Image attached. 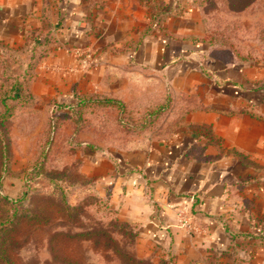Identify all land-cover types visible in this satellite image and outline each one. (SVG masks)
Returning a JSON list of instances; mask_svg holds the SVG:
<instances>
[{
  "label": "crops",
  "instance_id": "obj_1",
  "mask_svg": "<svg viewBox=\"0 0 264 264\" xmlns=\"http://www.w3.org/2000/svg\"><path fill=\"white\" fill-rule=\"evenodd\" d=\"M199 1L0 0V36L43 40L31 89L46 104L108 98L139 116L169 102L155 127L118 145L92 124L62 127L63 142L78 147L77 173L136 230L139 257L160 246L173 264H232L220 251L235 249L244 264H264L256 242L234 241L222 225L249 232L248 217L264 213V122L248 113L264 118L255 101L264 93L247 87L256 80L247 62H222L199 40ZM83 50L96 58L87 71Z\"/></svg>",
  "mask_w": 264,
  "mask_h": 264
},
{
  "label": "rangeland",
  "instance_id": "obj_2",
  "mask_svg": "<svg viewBox=\"0 0 264 264\" xmlns=\"http://www.w3.org/2000/svg\"><path fill=\"white\" fill-rule=\"evenodd\" d=\"M202 10L207 30L222 31L240 55L251 56L246 69L256 80L247 87H264V0L241 11L212 0ZM18 39L0 36V225L7 220L0 228V264H7L3 257L11 264H173L160 246H142V256L136 254V230L115 211L101 210L94 181L62 178L79 157L63 144L65 128L51 140L49 107L31 89L36 66L28 63L40 54L38 44L29 51L33 41ZM260 95L256 102H264ZM263 203L264 193L257 194L259 209ZM248 218L252 231L264 225V213Z\"/></svg>",
  "mask_w": 264,
  "mask_h": 264
},
{
  "label": "trees",
  "instance_id": "obj_3",
  "mask_svg": "<svg viewBox=\"0 0 264 264\" xmlns=\"http://www.w3.org/2000/svg\"><path fill=\"white\" fill-rule=\"evenodd\" d=\"M212 0H200L199 5L202 7L205 3H209ZM226 5V8L232 9L235 11L245 10L246 8L252 6L257 0H216ZM31 41H33L32 45L29 46V51L34 50V44L42 45L43 40L39 38L34 33H30L26 35ZM45 38L44 40H46ZM203 42H206L211 50L213 57L219 59L224 62L230 60L231 58L238 63H246L251 61L250 55H240L234 45L231 44L226 38L223 39L222 31H214L207 30L204 37L199 39ZM223 54V55H221ZM221 55V56H220ZM39 56H43L42 53L37 56L36 59L32 60V63H28L29 67L33 68L36 66L37 60ZM226 59V60H225ZM260 91L264 93V87L258 88ZM256 90V91H259ZM35 99V97L31 94H27L26 97H30ZM17 97V95H15ZM47 110L49 112L50 118V129H51V140L56 141L58 135L60 134L64 123L70 122L72 124L73 133L76 134L78 131L84 128V126L94 125L96 133L101 135L106 142L118 145L122 140L130 139L132 136H137L143 134L144 132L150 130L155 127V125L161 120L163 115L169 109V102L165 101L164 103L156 104L151 108H147L141 115H136L132 110H128L121 102L114 101L108 98H99V97H81L76 94L72 96V101L69 103H49L47 104ZM106 109H114L116 110V115H108L105 111ZM248 113L261 121L264 122V118L255 114L254 112ZM66 148H72L75 151L78 150L77 145H74V141L71 140L69 142H63ZM59 170H64V165H59ZM63 166V167H62ZM73 169V168H72ZM67 170V171H66ZM64 170L62 178L77 179L80 182L84 181V184L90 181L80 174L77 173L76 169L74 171L69 172L68 169ZM264 171V168H263ZM82 183L72 184L70 183V188H74V190H88L89 187L82 188ZM80 187V188H79ZM77 190V191H79ZM98 202L102 205L101 210H104L107 213H114V211L106 205V201L96 197ZM103 207V208H102ZM119 220V219H117ZM7 220L1 226L6 225ZM223 228L225 232L229 233L232 240L244 239L251 240L257 243L258 247H261L264 250V225L257 230L249 231V232H235L229 225V223L225 220L222 221ZM87 233V232H85ZM84 233V234H85ZM81 235V233H79ZM217 251V250H216ZM222 254H225L232 260V264H244V262L238 258L237 252L235 249H232L231 253L227 251H220ZM229 255V256H228ZM133 259H136L132 257ZM130 257V259H132ZM3 260L7 264H11L7 257H3Z\"/></svg>",
  "mask_w": 264,
  "mask_h": 264
},
{
  "label": "built area",
  "instance_id": "obj_4",
  "mask_svg": "<svg viewBox=\"0 0 264 264\" xmlns=\"http://www.w3.org/2000/svg\"><path fill=\"white\" fill-rule=\"evenodd\" d=\"M90 50H83L79 52V69L86 71L96 64V58Z\"/></svg>",
  "mask_w": 264,
  "mask_h": 264
}]
</instances>
